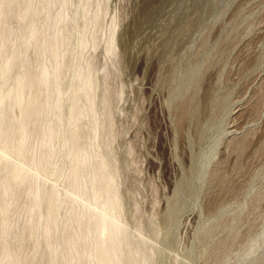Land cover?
Wrapping results in <instances>:
<instances>
[{"label":"rangeland","instance_id":"1","mask_svg":"<svg viewBox=\"0 0 264 264\" xmlns=\"http://www.w3.org/2000/svg\"><path fill=\"white\" fill-rule=\"evenodd\" d=\"M92 4L83 55L109 97L130 231L156 264H264V0Z\"/></svg>","mask_w":264,"mask_h":264},{"label":"bare ground","instance_id":"2","mask_svg":"<svg viewBox=\"0 0 264 264\" xmlns=\"http://www.w3.org/2000/svg\"><path fill=\"white\" fill-rule=\"evenodd\" d=\"M92 3L0 0V264H156L124 219L109 97L83 55Z\"/></svg>","mask_w":264,"mask_h":264}]
</instances>
